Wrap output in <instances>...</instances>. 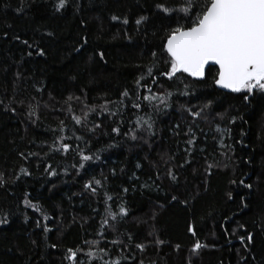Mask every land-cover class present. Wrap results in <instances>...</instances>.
<instances>
[{
  "label": "trees",
  "instance_id": "trees-1",
  "mask_svg": "<svg viewBox=\"0 0 264 264\" xmlns=\"http://www.w3.org/2000/svg\"><path fill=\"white\" fill-rule=\"evenodd\" d=\"M59 2L0 0V264H264V92L165 75L185 0Z\"/></svg>",
  "mask_w": 264,
  "mask_h": 264
},
{
  "label": "snow or ice",
  "instance_id": "snow-or-ice-1",
  "mask_svg": "<svg viewBox=\"0 0 264 264\" xmlns=\"http://www.w3.org/2000/svg\"><path fill=\"white\" fill-rule=\"evenodd\" d=\"M185 2L187 6L180 11L189 17V25L178 26L167 35L165 51L171 58V68L165 75L172 79L178 72H184L191 77L203 79L206 66L218 65L215 83L220 88L234 93L264 92V0H200V3H196V0H185ZM65 4L66 0H60L57 10L64 8ZM157 7L167 14L175 11L164 5ZM193 7L199 8L194 17ZM124 23H127V20ZM136 23L140 24L141 20H137ZM23 43L28 42L25 40ZM40 54L43 55V52ZM100 55L102 58L103 54ZM184 94L187 95V92ZM124 95L127 96L128 93L125 92ZM247 98L246 95L244 99ZM194 115L200 116V112ZM79 122L77 120V123ZM83 159L90 160L91 157L84 156ZM172 178L175 179V176ZM87 187L91 188V185ZM121 211L126 214L123 209ZM5 222L6 220H0V223ZM189 230L193 231L191 228ZM247 240L251 243L253 237L248 235ZM201 247L202 245L197 242L193 251H198ZM69 252V259L75 261L77 253L72 250Z\"/></svg>",
  "mask_w": 264,
  "mask_h": 264
},
{
  "label": "water",
  "instance_id": "water-1",
  "mask_svg": "<svg viewBox=\"0 0 264 264\" xmlns=\"http://www.w3.org/2000/svg\"><path fill=\"white\" fill-rule=\"evenodd\" d=\"M211 66H215V67H217L218 68V65H208V66H206V68H205V76H206V72H207V70H208V68L209 67H211ZM205 76H204V78H205ZM197 79V78H196ZM217 87L219 88V89H221V90H223V91H226V92H231L230 90H228V89H223V88H220L218 85H217ZM234 93V92H233Z\"/></svg>",
  "mask_w": 264,
  "mask_h": 264
}]
</instances>
